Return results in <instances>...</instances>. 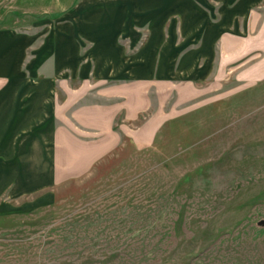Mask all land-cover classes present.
Returning a JSON list of instances; mask_svg holds the SVG:
<instances>
[{"label":"rangeland","instance_id":"1","mask_svg":"<svg viewBox=\"0 0 264 264\" xmlns=\"http://www.w3.org/2000/svg\"><path fill=\"white\" fill-rule=\"evenodd\" d=\"M81 1L0 0V26L47 31ZM229 69L122 88L118 143L62 171L55 199L0 218V264H264V73ZM96 86L85 99L106 102Z\"/></svg>","mask_w":264,"mask_h":264},{"label":"crops","instance_id":"2","mask_svg":"<svg viewBox=\"0 0 264 264\" xmlns=\"http://www.w3.org/2000/svg\"><path fill=\"white\" fill-rule=\"evenodd\" d=\"M138 25L145 35L127 52L121 41L139 40ZM42 27L0 26V218L55 199L62 171L114 148L127 85L196 84L233 66L264 73V0H82ZM90 85L107 101L88 102Z\"/></svg>","mask_w":264,"mask_h":264}]
</instances>
